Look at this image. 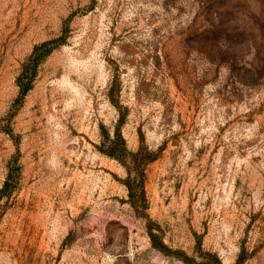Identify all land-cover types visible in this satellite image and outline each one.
<instances>
[{
	"label": "rangeland",
	"instance_id": "rangeland-1",
	"mask_svg": "<svg viewBox=\"0 0 264 264\" xmlns=\"http://www.w3.org/2000/svg\"><path fill=\"white\" fill-rule=\"evenodd\" d=\"M10 169L0 264H264V0H0Z\"/></svg>",
	"mask_w": 264,
	"mask_h": 264
},
{
	"label": "trees",
	"instance_id": "trees-1",
	"mask_svg": "<svg viewBox=\"0 0 264 264\" xmlns=\"http://www.w3.org/2000/svg\"><path fill=\"white\" fill-rule=\"evenodd\" d=\"M67 39V29L64 27V30L62 31V34L60 37L57 39H53L50 41L43 42L39 45H37L32 54L26 59L22 66V72L19 75L17 79V86L19 88V96L16 99L17 102H22L27 95V93L32 89L33 81L34 78L36 77L37 74V69L40 65V63L57 47L63 44ZM115 138L113 142V148L107 153L109 156L117 158L119 160H123L125 153L118 154L117 151H121V147L123 146V151H126V146H125V140L121 134V131L119 128L116 129L115 131ZM119 145V146H118ZM127 152V151H126ZM16 179V172L14 169H10L8 178L4 182L3 187L0 189V201L4 197H8L11 192H12V183ZM145 180L144 178L141 177V174L134 175L133 172L128 169V176L125 181L126 187L129 192V202L130 204L134 207V209H139V205L137 203V198L140 196L142 197L141 200L145 201L146 203V188H145ZM150 229V238L152 240V243L154 247L158 248L162 252H166L167 250L166 245L161 242H157L158 236L152 232L151 228ZM210 258L215 261L217 264H221V261L218 259L216 254L209 253ZM203 264H211L210 261H206ZM237 264H241L240 260L238 261Z\"/></svg>",
	"mask_w": 264,
	"mask_h": 264
}]
</instances>
